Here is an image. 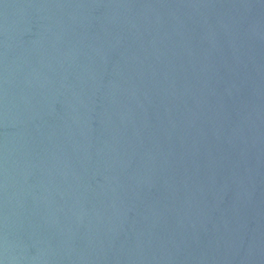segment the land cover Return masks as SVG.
Returning a JSON list of instances; mask_svg holds the SVG:
<instances>
[{
    "label": "water",
    "instance_id": "95a60500",
    "mask_svg": "<svg viewBox=\"0 0 264 264\" xmlns=\"http://www.w3.org/2000/svg\"><path fill=\"white\" fill-rule=\"evenodd\" d=\"M0 264H264V0H0Z\"/></svg>",
    "mask_w": 264,
    "mask_h": 264
}]
</instances>
